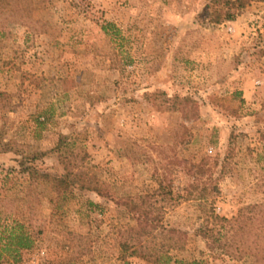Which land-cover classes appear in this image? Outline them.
I'll list each match as a JSON object with an SVG mask.
<instances>
[{
  "label": "rangeland",
  "instance_id": "1",
  "mask_svg": "<svg viewBox=\"0 0 264 264\" xmlns=\"http://www.w3.org/2000/svg\"><path fill=\"white\" fill-rule=\"evenodd\" d=\"M210 1L0 8V264H153L119 246L132 224L124 203L142 200L166 229L186 233L171 264H254L212 251L198 233L186 172L205 164L200 182L215 180L219 217L264 204V0L219 24ZM23 162L75 184L59 193L22 173ZM89 180L102 192L81 190ZM15 225L30 248H5Z\"/></svg>",
  "mask_w": 264,
  "mask_h": 264
},
{
  "label": "trees",
  "instance_id": "2",
  "mask_svg": "<svg viewBox=\"0 0 264 264\" xmlns=\"http://www.w3.org/2000/svg\"><path fill=\"white\" fill-rule=\"evenodd\" d=\"M21 1V0H20ZM221 1V2H219ZM251 0H211L214 8L212 10L211 23L219 24L222 21H233L236 16L248 5ZM11 0H0V8L5 10ZM2 6V7H1ZM164 95V94H163ZM177 100L173 103V107L169 110H178L175 106ZM60 142V146L63 143ZM36 157H25L24 162H34ZM28 160V161H27ZM227 160V157L224 159ZM22 163L21 172L26 173L32 181H49L52 187L57 192L65 193L71 185L75 184V179H71L70 174L63 173L61 175H50L49 173L40 172L35 167ZM205 164L195 165L193 163L187 166V176L193 179L190 185L189 195L200 202L201 212L204 219V227L198 233L206 240L212 249H219L222 255L231 257L232 259H243L252 257L254 264L264 262V204L247 206L241 210L235 218L227 219L215 215L212 210L211 197L218 193L216 182L201 181V177L205 174ZM227 163L222 165V170L225 169ZM80 172V171H79ZM80 176V173H78ZM90 180L86 185H80L81 190L96 191L101 193V189L90 186ZM161 194L167 196L171 194L169 191H164L163 187H159ZM147 202L142 200V203L133 202L124 203L131 214V222L127 226V236L120 242L124 253L130 251V256H139L153 264H171V258L168 253L170 250L183 249L186 243V233L174 228L166 229L161 224L159 215H154L153 208L145 207ZM152 214V215H151ZM15 229L22 230L21 225H15L10 228L8 233L9 240L6 247L14 245L15 249H28L31 246V237L26 236L23 231L14 234ZM7 230V229H6ZM155 233V234H154ZM150 237L152 240L158 236L161 237L158 243H155L152 249L144 248L140 245V240L144 237ZM1 240V238H0ZM213 251V250H212ZM174 264H206L204 260H193L190 262H174Z\"/></svg>",
  "mask_w": 264,
  "mask_h": 264
}]
</instances>
